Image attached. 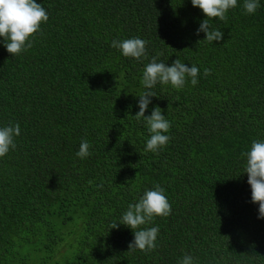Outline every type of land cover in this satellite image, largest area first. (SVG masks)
I'll list each match as a JSON object with an SVG mask.
<instances>
[{
    "label": "trees",
    "instance_id": "trees-1",
    "mask_svg": "<svg viewBox=\"0 0 264 264\" xmlns=\"http://www.w3.org/2000/svg\"><path fill=\"white\" fill-rule=\"evenodd\" d=\"M36 2L49 19L30 49L13 57L0 37V127L21 132L0 157V264H178L185 254L264 264V218L241 156L264 140V0L254 14L238 0L226 23L210 20L223 32L213 43L196 34L206 16L191 0ZM133 37L148 41L147 59L111 47ZM157 52L200 69L195 86L152 89L145 115L159 106L171 123L158 154L144 151L150 133L134 117ZM156 184L171 214L140 226L159 227L154 251L128 250L133 230L110 224Z\"/></svg>",
    "mask_w": 264,
    "mask_h": 264
},
{
    "label": "clouds",
    "instance_id": "clouds-1",
    "mask_svg": "<svg viewBox=\"0 0 264 264\" xmlns=\"http://www.w3.org/2000/svg\"><path fill=\"white\" fill-rule=\"evenodd\" d=\"M191 4L202 10L206 16L196 30V34L204 32L206 35L203 40L208 43L221 41L223 32L220 29H213L210 20L218 18L226 23L228 11L238 6V0H191ZM259 7V0H244L245 14H254ZM48 19L47 10L36 0H0V37H3V44L7 52L14 57L30 49L34 43L32 38L37 33L42 34L41 25ZM147 45L148 41L140 37L111 42V47L119 49L123 56L135 58L137 61L148 58ZM161 55L163 53L157 52L152 56L143 70L141 83L145 91L139 94V111L134 116L137 121L146 122L147 130L150 133L144 151L156 154L170 140V136L166 133L171 129V123L166 119V115L162 114V109L159 106L154 107L150 115H145L151 98L157 96L152 89L157 83H160L162 85L170 84L173 88L180 90L185 86L188 77L191 78V84L195 86L200 73V69L196 65L188 67L179 58L175 59L171 66L164 62H158ZM208 75H211V69L205 68L204 76ZM20 134L19 123H9L0 127V157H4L10 150L17 147L15 138ZM90 147L89 142L82 139L76 156L81 159L89 157L92 155L89 151ZM241 156L246 157L244 172L248 175L247 182L251 187V202L259 205L258 218H264V140H253L250 150L242 152ZM97 187H103V183L101 182ZM171 211V204L165 195V189L156 184L153 189L145 190L138 202L129 203L121 218L110 224V229L119 228L120 224L131 228L134 239L129 243L128 250L138 249L148 253L157 247L155 242L159 234V227L141 229L140 226L150 224L156 216L167 217ZM178 264H194V257L185 254Z\"/></svg>",
    "mask_w": 264,
    "mask_h": 264
}]
</instances>
